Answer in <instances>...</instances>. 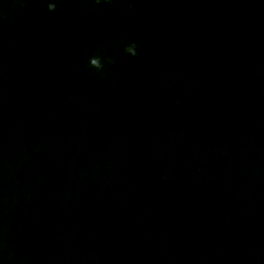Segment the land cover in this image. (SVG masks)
Returning a JSON list of instances; mask_svg holds the SVG:
<instances>
[{"label": "water", "instance_id": "95a60500", "mask_svg": "<svg viewBox=\"0 0 264 264\" xmlns=\"http://www.w3.org/2000/svg\"><path fill=\"white\" fill-rule=\"evenodd\" d=\"M0 264H264V0H0Z\"/></svg>", "mask_w": 264, "mask_h": 264}, {"label": "clouds", "instance_id": "9594fccd", "mask_svg": "<svg viewBox=\"0 0 264 264\" xmlns=\"http://www.w3.org/2000/svg\"><path fill=\"white\" fill-rule=\"evenodd\" d=\"M55 7L54 4L52 3H49L48 4V8L49 10H53ZM125 52L128 53L129 55H135L136 54V46L135 44H129L126 48H125ZM89 65L96 68V69H100L102 67V64H101V60L100 58L97 56V57H91L89 59Z\"/></svg>", "mask_w": 264, "mask_h": 264}]
</instances>
